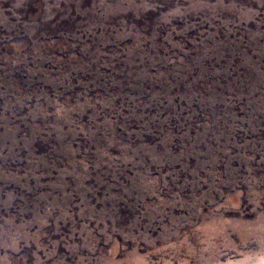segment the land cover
<instances>
[{"label":"rangeland","instance_id":"obj_1","mask_svg":"<svg viewBox=\"0 0 264 264\" xmlns=\"http://www.w3.org/2000/svg\"><path fill=\"white\" fill-rule=\"evenodd\" d=\"M0 264H264V0H0Z\"/></svg>","mask_w":264,"mask_h":264}]
</instances>
